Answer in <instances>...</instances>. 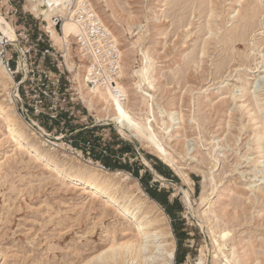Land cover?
Here are the masks:
<instances>
[{"label": "rangeland", "instance_id": "374dc122", "mask_svg": "<svg viewBox=\"0 0 264 264\" xmlns=\"http://www.w3.org/2000/svg\"><path fill=\"white\" fill-rule=\"evenodd\" d=\"M90 1L125 54L132 86L121 108L144 138L133 137L111 119L114 105L108 112L100 104L98 111L89 110L49 23L25 9L27 0H0V12L15 34L30 36L29 42L12 47L15 59L24 63L15 85H9L14 103L5 91L0 99L14 107L22 132L55 159L92 168L89 164H102L94 158L98 154L128 166L123 170L145 192L163 191L172 204L178 202L174 218L157 201L170 217L176 264H199L202 249L206 264H214L210 228L220 225L233 229L250 264H264V199L255 195L264 192V13L262 25L234 50L216 40L238 24L245 0H213L223 15L212 18L186 0H109L108 7ZM208 21L211 27L204 29ZM55 29L61 33L60 25ZM213 38L202 55L204 41ZM30 46L50 52L26 54ZM228 48L231 60L219 73ZM71 60L79 71L84 62L75 42ZM32 68L35 76L29 73ZM170 112L178 115L166 133ZM159 147L175 156L187 180L168 165ZM209 206L218 221L203 229L199 220ZM130 224L118 219L113 207L22 151L0 118V264H86L112 244L132 241Z\"/></svg>", "mask_w": 264, "mask_h": 264}, {"label": "bare ground", "instance_id": "6f19581e", "mask_svg": "<svg viewBox=\"0 0 264 264\" xmlns=\"http://www.w3.org/2000/svg\"><path fill=\"white\" fill-rule=\"evenodd\" d=\"M87 1L91 3L90 0ZM97 1L100 3L104 2L105 6H109V0ZM77 2L78 0H27L25 9L36 17L42 16V18L49 23L51 38L55 45L63 49L70 71L75 74L77 88L80 91L81 98L89 110L98 111L99 106L97 107V104H100L103 111L108 112V109L114 105L115 112L110 115L111 119L123 124L129 129L133 137L141 141L144 138L142 133H140V131L128 120V114L121 108L125 105L127 91L129 93L132 86L127 78L129 73L125 59L122 61L121 67L122 81L119 82V86L125 96L123 100L117 97L110 89H94L89 86L87 83L88 63L83 59L85 57L82 54L83 51L80 46H77V51L84 63L79 66V71H75V63L71 60V46L72 43L75 42L76 35L81 32V28L75 19L74 13V6ZM260 2L261 0H257L253 3L251 0H245V4L241 6L240 12L238 13V24L233 28H226L227 31L225 35L219 37L216 42H223L227 47L235 50L241 42L245 41L255 30L256 26L262 25L261 16L264 13V9H261ZM188 3L193 8L198 4L199 9H201L200 15H207L209 13V16L212 18L222 14V12L220 14L217 13L218 7L213 0H186L184 2V4ZM204 4H207L206 6H208V8H204ZM58 16H63L61 33H58L55 29V18ZM100 19L102 18L100 17ZM207 27H211L209 21L204 29ZM0 32L15 45L17 37L12 23L3 17L1 12ZM111 33L114 35L116 41L120 43L117 35L113 32ZM213 40H215V38L204 41L201 49L202 55L206 54L211 44H214ZM229 48L221 56V64L217 69L219 73L223 71L224 66L231 60L232 53ZM121 52L122 56H125L124 52ZM21 60V67L24 68L23 59ZM197 60L198 56L193 54L192 62L196 63ZM0 76L2 81V85H0L2 88H0V91L7 92L9 98L14 103V91H9V85L14 86L15 79L1 63ZM12 108L14 109L10 103H7L6 99H0V118L7 122L11 136L22 151L30 153L38 163L43 164L45 167H51L70 184L79 186L84 189L85 192L90 193L93 198L99 199V201L103 202L105 205L113 207V214H115L118 219H128L131 223L127 226V229L135 235L132 241L112 244L108 249L103 250L100 254L95 256L92 262L86 264H111V262L115 263L121 260L128 263L131 261L132 264H134V262L135 264H176L177 244L170 224V217L163 207L140 187L138 182H136L138 180L137 178H135L136 181H131L133 176L130 172L123 169L111 171V169L104 167V165L100 163L95 165L89 164L92 168L83 165L75 167L73 165L69 166L64 160L59 161L55 159L51 154L42 150L35 142H32V139L28 138L22 132L17 122V117L12 115ZM177 115V112H170L167 114L169 120L165 125L166 133L173 127L172 125L174 124L173 122L176 121ZM258 140H260V138ZM158 149L168 165L187 180L175 156L166 148L159 147ZM63 156H68V154L64 152ZM119 175L121 176L118 177ZM211 180H213V178ZM261 188L262 187L259 186L258 189L261 190ZM255 195L257 199H264V192L262 194L256 193ZM184 197L188 207L192 209V199L186 191H184ZM206 198L207 197L202 196V202H204ZM103 215L108 216V211L105 210ZM199 221L203 229L206 225L208 226L207 229H209L213 222L218 221V215L215 211H212L211 206H209L203 211V216ZM210 230L214 245L212 254L214 264H250L249 258H247L248 250L243 246L239 248L240 243L233 229L227 226L221 227L220 225L218 228L211 227ZM206 261L207 257L202 249L199 264H206Z\"/></svg>", "mask_w": 264, "mask_h": 264}, {"label": "built area", "instance_id": "2783aa9c", "mask_svg": "<svg viewBox=\"0 0 264 264\" xmlns=\"http://www.w3.org/2000/svg\"><path fill=\"white\" fill-rule=\"evenodd\" d=\"M95 10L94 6L87 0H78L74 6L75 19L81 28V32L75 37V44L80 46L85 57L83 59L88 63L87 83L94 89H110L117 97L123 100L125 96L119 86V82L122 81L121 47L111 33L112 31L100 19ZM55 20V27L58 25L61 27L63 16H58ZM16 37L19 43H27L30 40V36L26 32L16 34ZM19 38L22 40H19ZM41 39L40 36L37 41ZM12 47V42L0 32V63L16 78V75L22 72L23 69L21 61L13 56ZM35 47L30 46L26 54H30L32 49L34 52L42 54L50 52L49 48L39 50ZM29 73L35 76V69L32 68ZM42 85L46 86L44 81ZM81 152L83 154V151ZM87 153L90 154V152Z\"/></svg>", "mask_w": 264, "mask_h": 264}, {"label": "trees", "instance_id": "16d2710c", "mask_svg": "<svg viewBox=\"0 0 264 264\" xmlns=\"http://www.w3.org/2000/svg\"><path fill=\"white\" fill-rule=\"evenodd\" d=\"M94 158L95 160L100 161L106 168L114 170V169H126V170H130L128 169V166H124V165H119L117 163L113 164L108 162L106 159H104L103 157H101L98 154H94ZM156 169L162 174V175H168L166 172L162 171L161 168L156 167ZM148 194L155 199L156 201H158L167 211V213L171 216L175 218V214L172 212V208L174 206L178 205V202H174L173 204H170L169 199H168V195L166 194V192L163 191H158L156 189H147Z\"/></svg>", "mask_w": 264, "mask_h": 264}, {"label": "crops", "instance_id": "0c3cea01", "mask_svg": "<svg viewBox=\"0 0 264 264\" xmlns=\"http://www.w3.org/2000/svg\"><path fill=\"white\" fill-rule=\"evenodd\" d=\"M170 204H172V202L169 200Z\"/></svg>", "mask_w": 264, "mask_h": 264}]
</instances>
